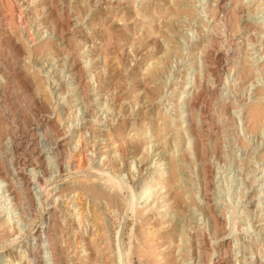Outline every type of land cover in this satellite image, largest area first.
<instances>
[{"label": "rangeland", "instance_id": "obj_1", "mask_svg": "<svg viewBox=\"0 0 264 264\" xmlns=\"http://www.w3.org/2000/svg\"><path fill=\"white\" fill-rule=\"evenodd\" d=\"M97 1L0 0V264H264V0Z\"/></svg>", "mask_w": 264, "mask_h": 264}, {"label": "bare ground", "instance_id": "obj_2", "mask_svg": "<svg viewBox=\"0 0 264 264\" xmlns=\"http://www.w3.org/2000/svg\"><path fill=\"white\" fill-rule=\"evenodd\" d=\"M90 2V1H89ZM95 2V1H94ZM97 2H99V0L97 1ZM218 2L219 3H222V4H224V1L223 0H218ZM102 3H104V4H109V5H113V0H102ZM116 3V2H115ZM119 3H121V2H119ZM96 4H98V3H96ZM101 4V3H100ZM118 6V5H117ZM109 8V7H108ZM107 11V10H106ZM111 11H112V9H111ZM117 12V11H116ZM115 12V13H116ZM192 54V53H191ZM203 55V54H202ZM185 62V61H184ZM238 62V61H237ZM230 66V65H229ZM67 72L69 73L68 74V76H75L76 74H75V71H74V67L73 66H70L68 69H67ZM75 82H77V81H75ZM182 85V84H181ZM193 87V86H192ZM74 90H76V89H74ZM188 92V91H187ZM193 92V91H192ZM75 93V92H74ZM189 93V92H188ZM189 102V101H188ZM187 102V103H188ZM80 103V102H79ZM183 103V102H182ZM192 103V102H191ZM76 104V103H75ZM190 104V103H189ZM83 105H85V104H83ZM187 105V104H186ZM70 106V105H69ZM74 106V105H73ZM190 106V105H189ZM190 120H192V119H190ZM97 123V122H96ZM84 124V123H83ZM78 126H79V123L77 124ZM84 126V125H83ZM80 128V127H79ZM83 128V127H82ZM77 130H79V129H77ZM91 133V132H90ZM94 137V136H93ZM144 137V136H143ZM146 138V137H145ZM112 142V141H111ZM84 145V144H83ZM162 159V158H161ZM127 164V163H126ZM154 165V164H153ZM126 167V165H124L123 166V168L122 169H120V171H123V169ZM155 169V168H154ZM160 169V168H159ZM151 171V170H150ZM14 173H16V172H14ZM14 175V174H13ZM133 175V174H132ZM119 176V175H118ZM157 177H159V176H157ZM156 177V178H157ZM23 178V177H22ZM18 179V178H17ZM19 179H20V177H19ZM131 180V179H130ZM132 182H133V177H132ZM135 182V181H134ZM19 182H17V184H18ZM8 186V185H7ZM24 188V187H23ZM30 191V190H29ZM133 191V190H132ZM224 242V241H223ZM47 248V247H46ZM48 251V250H47ZM49 255V254H48ZM36 257V256H35Z\"/></svg>", "mask_w": 264, "mask_h": 264}]
</instances>
